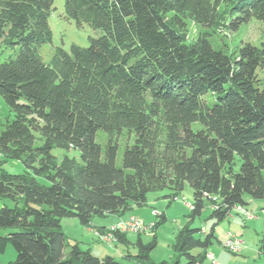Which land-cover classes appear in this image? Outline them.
<instances>
[{
  "label": "trees",
  "instance_id": "obj_1",
  "mask_svg": "<svg viewBox=\"0 0 264 264\" xmlns=\"http://www.w3.org/2000/svg\"><path fill=\"white\" fill-rule=\"evenodd\" d=\"M54 2L0 0V96L13 114L0 128V158L26 168L0 175V198L14 204L0 209L8 230L0 245L15 248L11 264H120L70 242L62 221L89 227L145 206L150 193L174 200L188 185L191 221L174 250L204 264L214 228L247 198L264 201V44L217 49L210 32L264 22V0H64L66 20L101 36L86 48H55L46 62L40 49L53 40ZM190 23L204 31L194 42ZM125 132L135 143L120 168L116 139ZM54 148L79 157L60 162ZM206 208L210 233L191 226ZM114 239L128 244L119 232ZM137 245L138 259L154 264L156 241Z\"/></svg>",
  "mask_w": 264,
  "mask_h": 264
},
{
  "label": "rangeland",
  "instance_id": "obj_2",
  "mask_svg": "<svg viewBox=\"0 0 264 264\" xmlns=\"http://www.w3.org/2000/svg\"><path fill=\"white\" fill-rule=\"evenodd\" d=\"M53 8L54 10L52 11L49 20L53 32V40L51 44L44 45L40 49V53L46 62L51 59L55 48H62L66 51H69L72 45L86 48L90 44L89 38H98L101 36L100 31L94 30L87 25L78 27L75 22L66 20L64 18V0H55ZM229 12L230 7L228 5L221 6L220 13L226 24L230 21ZM188 33L189 40L194 42L204 33V31L193 23H190L188 24ZM210 33L211 43L217 49L232 51L241 43H250L254 46H261L264 44V22L256 20H252L248 24L241 26L235 33H231L226 29L215 32L211 31ZM12 118L13 114L0 96V128L2 129L6 121L11 120ZM96 140L105 148L108 142V136L104 132L99 131ZM116 141L119 145L117 165L122 168L125 149L128 145H133L135 143V137L134 135H129L125 132L118 137ZM42 144L43 141L40 139L36 141L37 146H41ZM53 154L60 162L67 156L70 158L79 157V153L74 149L62 150L54 148ZM25 170L26 168L21 161L12 159L1 160L0 158V175L3 172L20 175L25 173ZM39 181L45 183L42 179ZM167 196H169L168 191L150 193L147 197V204L145 206H134L133 210L122 215L121 218L125 216L124 218L128 219L122 222H127L129 221V218L136 216L147 226L154 224V229L140 234L131 232L121 233V235L127 237L128 244L117 242L114 247L102 246L105 247V252L107 253V255L102 256L113 257L120 264H146L141 261V259H138L140 249L137 244L139 240H141L145 246H148L155 240L156 247L150 253L151 263L161 264L166 261L169 264H176L178 262L179 264H187L185 258H182L180 254L174 250V245L179 230L191 221L189 220V216L191 214V206L194 202L193 192L187 185L183 193L178 195L176 199L170 200ZM6 206L12 208L14 207V204L11 200L0 198V209ZM251 212L257 216V219L246 218V223L241 220L233 229H228V226L225 225L222 226L225 228L223 230L221 229V225L218 226V230L216 231L217 239L213 241V244L209 248L210 255L212 254V256L215 257L214 261L217 264H264V255L260 251L261 241L264 238V211L261 209H252ZM210 213V209L206 208L201 217L192 221V228L202 229L203 233H205L204 228H208L207 233H210L214 225L213 221L209 219ZM233 214H235V211H233ZM162 216L166 218V221L155 228L156 225L161 222ZM96 219L99 220L98 218H94V220ZM247 219L254 220L255 224L250 222L252 220ZM62 227L70 242H82L81 244L84 245L86 242H89L87 241L89 237L85 234V229L76 219H64L62 221ZM111 232L112 230L109 229L106 233ZM228 232L236 235L240 242H243V245H241V249L243 246V249L241 250L242 252L234 254L225 249L226 242L223 241V239L224 235ZM203 233L201 236L204 238L205 235ZM6 234H8V230L0 229L1 237ZM102 235L103 237L105 236L104 233ZM105 240L106 241L102 242L106 244H112L116 241L115 239L110 241H107V239ZM94 245L103 244L96 241L94 242ZM16 259L17 252L11 243L6 242V244L0 245V264H11L15 262ZM208 262V264H213L211 263V260Z\"/></svg>",
  "mask_w": 264,
  "mask_h": 264
},
{
  "label": "crops",
  "instance_id": "obj_3",
  "mask_svg": "<svg viewBox=\"0 0 264 264\" xmlns=\"http://www.w3.org/2000/svg\"><path fill=\"white\" fill-rule=\"evenodd\" d=\"M246 201L248 202V205L246 207H244L247 211H252V209H261L264 211V201H254L250 198H247ZM133 210V208L131 209ZM235 211V214L232 213V215H230L227 219H225L223 222L219 223L215 228H214V233H215V236H216V231L218 230V226L221 225L222 226H228V229H233L235 225L239 224L240 221L242 220L243 222H247L245 219L246 217H244L243 215H241L238 211V207L234 210ZM124 215V214H122ZM122 215H110V216H107V217H104V218H98L99 220H92V223L90 224L89 227H83L85 229V234L89 237V239H87V241L89 242H86L85 245L84 244H81L82 242H77L79 243L80 247L84 250H90L95 256L99 257V258H104L105 256H102V255H107V253L105 252V247H102V246H109V247H114L115 244L118 242V241H115L114 243L110 244V243H104L100 240V237L99 235L100 234H103V233H106L107 231H109V229L111 230L112 227H114L116 224H119V222H122V221H126L128 219H125L124 217L121 218ZM136 217V216H135ZM254 219H257V216L255 215V218ZM247 220H252V219H247ZM250 222H253V224H255L254 220L250 221ZM213 224H214V221H213ZM205 229V232L207 233L208 232V228H204ZM221 229H225V228H221ZM229 234L231 233H227L226 235H224V239L223 241L226 242V240L228 239V236ZM94 237V238H93ZM91 238V239H90ZM217 239V237H216ZM95 240V241H94ZM101 242L103 245H94V242ZM75 242V241H74ZM100 244V243H99ZM83 245V246H82ZM210 248V247H209ZM207 250V255H208V259L206 258L204 264H208L209 260H210V257L215 260L212 256V254L210 255V250ZM242 249H243V246H242ZM106 253V254H105ZM201 253L200 250H195L194 251V254L195 255H199ZM215 256V254H214ZM211 263H213L211 261ZM214 264V263H213ZM217 264V263H216Z\"/></svg>",
  "mask_w": 264,
  "mask_h": 264
},
{
  "label": "built area",
  "instance_id": "obj_4",
  "mask_svg": "<svg viewBox=\"0 0 264 264\" xmlns=\"http://www.w3.org/2000/svg\"><path fill=\"white\" fill-rule=\"evenodd\" d=\"M246 216H250V218L254 219L255 214L251 211H245ZM118 226V229H121L123 233H144L146 231H152L154 229V224H151L147 226L143 221H141L137 217H131L129 218V221L127 222H119V224H116ZM204 231V229H203ZM234 241H240L239 238L234 234H229L228 239L226 240V243H233ZM241 245H243V242L241 241ZM235 249V248H234Z\"/></svg>",
  "mask_w": 264,
  "mask_h": 264
},
{
  "label": "bare ground",
  "instance_id": "obj_5",
  "mask_svg": "<svg viewBox=\"0 0 264 264\" xmlns=\"http://www.w3.org/2000/svg\"><path fill=\"white\" fill-rule=\"evenodd\" d=\"M238 212L243 215L246 218H250V216H246V212L247 211L245 208L242 207H238ZM111 233H104L105 236L103 237V235L101 234L100 238L102 239V241H106L105 239H107V241H110L112 239H114V232H119V233H123V231H121V229H118V226L113 227ZM235 248V249H234ZM225 249H227L228 251H230L231 253L234 254H238L240 252H242L241 250V242L240 241H234L233 243H226L225 244ZM210 260L216 264V262L210 257Z\"/></svg>",
  "mask_w": 264,
  "mask_h": 264
}]
</instances>
